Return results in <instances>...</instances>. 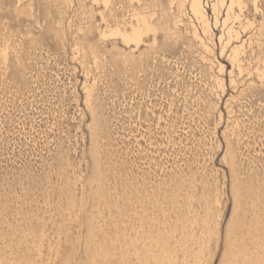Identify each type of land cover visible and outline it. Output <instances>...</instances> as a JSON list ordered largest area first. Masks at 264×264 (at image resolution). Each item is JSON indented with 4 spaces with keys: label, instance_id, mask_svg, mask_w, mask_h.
I'll list each match as a JSON object with an SVG mask.
<instances>
[{
    "label": "rangeland",
    "instance_id": "374dc122",
    "mask_svg": "<svg viewBox=\"0 0 264 264\" xmlns=\"http://www.w3.org/2000/svg\"><path fill=\"white\" fill-rule=\"evenodd\" d=\"M205 1L0 0V264H264V0Z\"/></svg>",
    "mask_w": 264,
    "mask_h": 264
},
{
    "label": "bare ground",
    "instance_id": "6f19581e",
    "mask_svg": "<svg viewBox=\"0 0 264 264\" xmlns=\"http://www.w3.org/2000/svg\"><path fill=\"white\" fill-rule=\"evenodd\" d=\"M184 1V3H186L187 1H188V3H189V6H190V12H192V14H193V17L196 19L195 21H199V23L201 24V27H202V30H203V33H207V32H209V30H211L212 28H211V21H210V16H209V13H208V10H207V3H206V1L205 0H183ZM235 1L236 0H214V2H213V6H211V7H214V10H218L219 11V8L220 7H227V8H229V9H233V5H234V3H235ZM239 2H240V0H238ZM212 2H211V4H212ZM184 3H182V4H184ZM237 3V2H236ZM239 4V3H238ZM185 5V4H184ZM242 5V4H241ZM257 7V6H256ZM221 9V8H220ZM232 9H231V11L230 12H232L233 13V11H232ZM220 11H222V10H220ZM227 11H228V9H227ZM140 12H138L137 14H139ZM222 13V12H221ZM229 13V12H228ZM232 13H230V14H232ZM136 14V13H135ZM144 13H142V15H143ZM220 14V13H219ZM227 14V13H226ZM230 14H227L226 15V18H227V16H228V18H229V16H231ZM139 15H141V14H139ZM141 15V16H142ZM236 15V14H235ZM237 15H239V14H237ZM138 16V15H136V16H133V17H135V19H136V22L135 23H132V25H131V27L130 28H128V27H120V26H118L114 31H115V33L116 34H120V36H122V38L128 43V42H130V41H133L135 44H139V43H141V41L143 40V36H144V34L146 33V32H148L149 30H151V27H153L152 25L153 24H151L150 22H151V20L149 21L145 16ZM217 17V14H215L214 15V17ZM225 18V21L223 22V23H226V22H228V20L230 21V18L229 19H226ZM232 18V17H231ZM193 19V18H192ZM217 20H219L218 18H217ZM224 20V19H223ZM194 22V21H193ZM218 23V22H217ZM230 24H232V23H230ZM196 27V26H195ZM211 28V29H210ZM228 28V27H227ZM226 28V29H227ZM231 27L229 26V29H230ZM198 29V28H197ZM232 29V28H231ZM230 29V30H231ZM213 30V29H212ZM211 30V31H212ZM236 30V29H235ZM152 31V30H151ZM226 32H230L228 29L227 30H225ZM233 31V30H232ZM196 32H197V35H198V30H196ZM114 33V34H115ZM210 33V32H209ZM232 33H234V32H232ZM239 33V32H238ZM238 33H236L237 35H238ZM115 34V35H116ZM147 34V33H146ZM235 34V35H236ZM240 34V33H239ZM195 35H196V33H195ZM203 35H205V34H203ZM231 35V34H230ZM229 35V36H230ZM201 37V35H198V37ZM222 36V35H221ZM210 37V36H209ZM201 38H204V37H201ZM200 38V39H201ZM205 38H206V36H205ZM212 38V37H211ZM226 38V37H225ZM204 40V39H203ZM203 40H202V42H203ZM229 40H230V38H229ZM228 40V41H229ZM232 40V39H231ZM207 41V40H206ZM224 41H226V40H224ZM129 44V43H128ZM208 45V44H207ZM205 46H206V44H205ZM207 47V46H206ZM209 47V46H208ZM225 47V46H224ZM226 48V47H225ZM233 50H235V51H238L237 50V48L235 49H233ZM234 53V52H233ZM235 55H236V57H237V55H239V54H237V52H235ZM234 55V56H235ZM232 56H233V54H232ZM234 56H233V59H234ZM239 57V56H238ZM238 59V58H237ZM237 61V60H236Z\"/></svg>",
    "mask_w": 264,
    "mask_h": 264
}]
</instances>
